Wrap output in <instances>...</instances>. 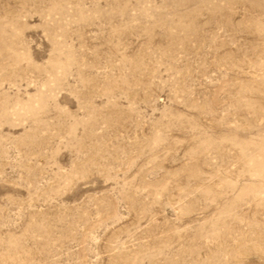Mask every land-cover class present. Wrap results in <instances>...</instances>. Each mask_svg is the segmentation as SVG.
<instances>
[{
  "label": "rangeland",
  "instance_id": "1",
  "mask_svg": "<svg viewBox=\"0 0 264 264\" xmlns=\"http://www.w3.org/2000/svg\"><path fill=\"white\" fill-rule=\"evenodd\" d=\"M0 264H264V0H0Z\"/></svg>",
  "mask_w": 264,
  "mask_h": 264
}]
</instances>
